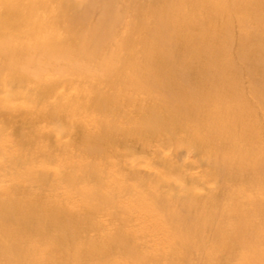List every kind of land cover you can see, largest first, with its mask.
<instances>
[{
  "label": "rangeland",
  "instance_id": "obj_1",
  "mask_svg": "<svg viewBox=\"0 0 264 264\" xmlns=\"http://www.w3.org/2000/svg\"><path fill=\"white\" fill-rule=\"evenodd\" d=\"M188 1L29 0L34 19L49 21L50 26L17 24L4 36L0 29V46L8 42L19 52L12 57L0 56V205L16 198L31 204L44 201L52 210L58 207L72 217L78 235L110 247L108 264L128 259V250L112 238L115 233L129 240L136 255L142 256L164 250L168 237L198 228L196 201L214 206L202 214L209 224L195 233L204 246L194 251L197 261L218 252L212 247L217 242L264 239V229L260 228L248 237L264 222V213H253L260 200L264 202V149L254 148L257 143L264 145V7L254 8L253 0H236L241 4L228 13L234 20L231 29H226L237 32L235 38L243 34L245 39L238 37L237 44L231 41L223 46L233 55L225 74L226 99L244 104H239L241 112L234 118L255 137L251 150H242L236 140L215 149L217 136L210 135L215 124L203 123L209 119L202 107L175 114L170 105L158 115L166 120L173 113L176 122H184L191 134L171 123L147 131L148 122H159L151 119L155 110L146 118H140L137 111L148 105L144 99L148 97L147 85L134 83L126 74L117 77L113 71L110 75L102 72L112 61L108 52H117L119 60L114 64L119 68L131 65L136 78L151 64L150 56L177 57L179 64H186L188 56L203 51L200 56L207 59V32L224 31L220 5L214 7L211 0ZM234 1L229 0V5ZM258 1L264 5V0ZM259 11L261 16L238 32L237 18L249 20ZM63 12L68 21L61 20ZM75 31L76 39L67 45ZM129 43L140 44L134 48L140 49V55H129ZM217 63L221 62H213ZM238 82L243 88L231 90L230 84ZM201 93L205 99L207 94L202 90L191 96L200 98ZM94 95L104 100L98 109L91 101ZM154 97L149 96L156 101L168 99L166 94ZM189 97L180 96L175 101L188 104ZM97 118L118 129L96 152H89L79 143L82 135L93 132L91 122ZM247 121L255 122L256 128L245 125ZM212 122L232 127L233 118L225 116ZM133 124L138 128L127 129ZM222 159L225 163L220 166ZM234 162L238 165L235 168ZM90 187L96 189L94 197L87 194ZM234 193L241 197H230ZM89 199L97 203H82ZM11 220L22 225L19 214ZM223 224L228 232L220 237L215 230ZM4 257L0 251V260Z\"/></svg>",
  "mask_w": 264,
  "mask_h": 264
},
{
  "label": "bare ground",
  "instance_id": "obj_2",
  "mask_svg": "<svg viewBox=\"0 0 264 264\" xmlns=\"http://www.w3.org/2000/svg\"><path fill=\"white\" fill-rule=\"evenodd\" d=\"M28 1L29 0H0V29L2 30L3 36L9 32V29L17 28V24H25L32 27H38L39 25L50 26L49 21L39 23L34 19L35 12L33 4ZM211 1L214 2V7H218L220 5V19L225 22L221 27L224 31L218 32L217 30H214L207 32V45L205 47V52L209 55L207 59L203 60L201 58L200 55H203V51L199 54L188 56L185 61L186 64H179L177 62V57L160 59L162 54L150 56L149 58L152 59L151 64L143 67L140 72H138L140 75H138L139 78H136V72L131 65L126 68L123 66L119 68L116 64H114L115 61L119 60L117 52H106L108 55L112 56V61L106 65V68L102 72L106 75H110L115 72L118 73L117 77L120 76V73L126 74V76H129L130 79H133L132 81L134 83L138 82L140 85H147V87H145L147 91L146 95L148 97L144 99H146L148 105L145 104L140 111L139 109L137 111L141 112L140 118H146L148 117L147 113L151 110H155L151 119L154 121L159 120V122H148L150 125L147 128V131L150 132L171 123L172 126L191 134L193 131H187V127L184 122H176L173 113L168 114L169 116L165 117L166 120L169 119L172 122H166V120L158 117V115L164 114L166 112V107H170V105L175 109V114H178L181 110H187L189 107L190 109L202 107L208 111L207 116L209 119L208 122L203 123L215 124L214 127H212V130H210V135L212 137L216 135L218 139L214 146L215 149L223 147V144L226 143V141L236 140L242 144V150H244V148L245 150H251L250 145L254 143L253 141L255 140V137L252 136L249 131L243 129V122H237L234 118V115L238 118L239 112H241V107L238 108V106L239 104L242 105L243 102L235 103L230 98L226 99L227 86L225 87L226 69L228 70L229 68L228 59H233V55L228 54L226 48L223 49V46L231 41H237L235 43L237 44L240 37L245 39L243 34H240V36H238L239 38H235L234 35H236L237 32H230L228 30L231 29L232 21L234 20L231 16H229L230 10L234 8L235 4L241 3L235 0L233 5H229V0ZM188 2L189 1L186 0V3ZM252 3L253 5H256L254 8L259 9L264 7V5L258 0H253ZM223 4L226 6H223ZM250 6H252L251 2ZM259 14L262 13L260 11L259 13L256 12L253 15L255 18L249 20L244 18V16L241 18L238 17L236 22L238 24V28L240 29L238 32L241 33L242 28H244L248 23L255 22L257 20L256 18L261 16ZM68 18V14L63 12L61 20L65 22L69 20ZM57 21L60 20L57 19ZM186 24H188V22ZM68 32H72V30ZM76 33L77 32L75 31L71 39L66 40L67 45H70L76 39ZM163 35L167 34L164 33ZM163 35H161V38ZM5 38L3 40H5ZM161 38H159V41H161ZM129 44L132 47L129 55H140V49H134L136 48L135 46L140 44ZM162 44H166V42L163 40ZM242 44L247 43L244 42ZM219 46L222 47V50L217 49ZM70 47L72 48L73 46ZM15 49L14 47L12 48L8 42L7 44L1 43L0 56L5 54L10 55L11 57L16 56L19 52L17 53ZM64 50L66 51L67 49L64 48L63 52ZM261 51H264V49ZM64 55L65 54H62V56ZM216 61L221 63L213 64V62ZM200 65H202V69L199 68L201 67ZM124 68L126 70H124ZM144 69L151 70V72L142 71ZM205 74L207 75L206 79L203 78V75ZM10 81L17 82V78H11ZM233 84H230L231 90L236 88L241 90L243 88V85L242 83L240 84V82ZM200 90L205 91L207 94L205 99H203V93H201L200 98L191 96L196 95V92ZM154 94H158L159 96L160 94H166L168 99L163 98L156 101L149 98V96L155 98ZM185 95L190 96V105L189 103L185 104L175 101L176 98ZM119 99L120 98H118V102L120 104L121 100ZM91 101H93L95 105L94 108L97 107L96 109H98L100 101L104 102V100H101L100 97L95 95L92 97ZM172 101H174L176 105H174ZM142 114L145 116L143 117ZM225 116H231L233 118L232 127L225 125L224 122H212L220 120ZM249 121H247L245 125L247 124L248 127L253 126L256 128L255 122ZM91 124L93 132H88L86 135H82L79 144H81L83 149L86 151L96 152V150H98L103 143L109 140L108 135H111V132L118 128L111 125L110 122H103V119L100 118L93 120ZM135 128H138L137 124L127 127L130 131L135 130ZM263 147L264 145L261 143H257L254 146V148L260 150L264 149ZM224 163V159H222L219 165L222 166ZM226 164H229V162ZM232 164L234 165V168L238 166L235 162ZM238 164L240 165V162ZM250 169H252V167ZM233 179L237 180L239 178L233 177ZM245 182L247 186L251 187V183H249L248 180H245ZM95 193L96 189L92 187L87 189V194L89 196L94 197L95 195L93 194ZM230 197L240 198L241 195L239 193H234V196ZM247 199L249 202L252 201V198L247 197ZM260 201L261 203L258 204L260 206L253 210V213L255 214L264 213V202L262 200ZM82 203L86 206H90V204L95 205L97 201L89 199V202L87 200H82ZM195 204L198 206L197 208L200 217L198 228L192 229L185 235L168 237L164 242V250H157L155 255H136L137 253L133 250L132 244L129 240H126L127 237L124 236L126 240L124 241L121 238L122 235L120 233L113 234L112 238L115 242L119 246L128 250V259L117 264H195L196 262H198V264H264V239H259V237L256 241L255 239L247 238L246 240L238 239L237 242L231 240L226 242H217L216 244L214 243L212 247H214V249H218V252L197 261L196 258H194L196 256V252L194 253V251L200 250L204 247L203 242L201 239H198L199 236L197 234L203 226L209 224V220H205L202 214L208 209L213 210L214 206L211 207L212 205L203 201H196ZM52 209L53 208L44 201H38L31 204L30 202H23L16 198L7 199L4 205H0V247L2 248L0 251H2L5 255V257L0 260V264H86L89 259H93L96 262H104L102 264H108L107 261H111L110 258H107V255L111 254L112 251L110 247L106 248L102 245V243L96 242V244L91 239H86L85 237L78 235L76 231V224L72 217L58 209V207L55 210ZM142 210L144 211V208H142ZM18 214L22 219V225H17L11 220V218L17 216ZM261 219L264 220V216ZM166 223L168 222L166 221ZM161 227L166 226L161 225ZM190 228L191 227H189L188 230ZM256 228L264 229V222L262 225L255 226L253 228L254 232L249 234L248 237L256 235ZM156 229L159 230V226H156ZM216 231L220 237L225 236L226 232H228L226 225L224 224L221 227H217L215 232ZM170 235L171 233L169 236ZM206 249H208V247H206ZM229 254L233 255L228 256ZM129 256H132L133 259H129Z\"/></svg>",
  "mask_w": 264,
  "mask_h": 264
}]
</instances>
